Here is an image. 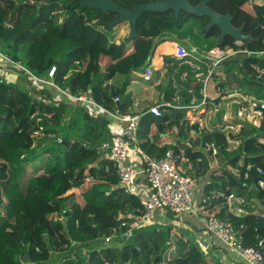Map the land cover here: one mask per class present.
<instances>
[{
  "label": "trees",
  "instance_id": "1",
  "mask_svg": "<svg viewBox=\"0 0 264 264\" xmlns=\"http://www.w3.org/2000/svg\"><path fill=\"white\" fill-rule=\"evenodd\" d=\"M155 1L115 0L124 8ZM201 1L189 0L195 5ZM208 5L221 14L230 13L233 25L244 26L251 40L238 42L229 34L222 38L218 26L206 30L209 17L184 10L178 19L174 10L144 12L137 20L138 35L132 40L127 36L117 40L116 28L122 24L111 30L106 25L119 15L82 8L78 0H0V49L19 64L4 62L5 71L13 68L25 73L23 64L31 71L27 72L30 78L32 73L48 80L72 97V101L67 100L54 87L36 81L22 86L0 74V197H8L0 204V264H210L199 243L186 236L185 230H178L168 209L164 210L169 222L156 220L134 228L130 239L117 236L104 243L114 230L122 233L129 228L121 226L124 220L131 221L128 214L144 210L140 198L121 186L112 160L99 152L105 141L115 137L107 112H115L118 103L124 102L122 112L141 115L135 138L128 142L137 149V166L146 168L143 155L162 158L168 150L173 151L179 168L194 174L197 186L202 183L203 208L229 222L247 246L255 245L257 236H264L262 220L229 212L226 198L219 195L242 188L238 195L250 201L256 194L264 205V188L249 191L253 194L244 190L264 181V141L260 139L264 118L259 128L245 124L239 133L232 134L239 145L228 151L227 136L191 123L187 108L162 106L157 116L148 110L161 103V98L154 100L145 92L136 104L138 95L133 98L132 91H127V81L113 89L114 78L123 71L121 64L132 60L135 51L155 38L172 37L204 51L214 47L264 50V3L209 0ZM171 59H167L168 64ZM92 61L96 67H91ZM252 65L264 67V56L236 54L222 62L212 80L251 97H264V76L260 77ZM53 67L55 72L50 76ZM175 68L179 77L184 70H192L178 67L177 62L171 72ZM155 83L154 77L148 82L149 86ZM200 88L190 71L187 80H179L178 88L171 82L160 95L166 101L177 95L179 105H185L193 95L201 98ZM80 95L96 105H82L77 100ZM116 97H120L119 102ZM96 106L101 112H92ZM211 144L218 148L216 160L207 149ZM38 157H43L41 165L33 163ZM88 180L92 184L88 185ZM54 232L60 233L61 246L49 254L39 244ZM70 244L76 245L74 250L62 252ZM61 252L63 259L50 261L53 253Z\"/></svg>",
  "mask_w": 264,
  "mask_h": 264
},
{
  "label": "built area",
  "instance_id": "2",
  "mask_svg": "<svg viewBox=\"0 0 264 264\" xmlns=\"http://www.w3.org/2000/svg\"><path fill=\"white\" fill-rule=\"evenodd\" d=\"M248 3L250 5L262 4L264 0H248ZM189 47L176 42L174 44L172 59L177 62L178 67H181V65L188 66L192 69L190 71L195 73V77L201 83L199 91L201 98L193 95L188 104L179 105L178 97L175 95L173 100L176 103L166 100L164 102L163 100L161 103L151 106L148 112L160 116L162 106L187 108V112L191 116L195 112L194 122L200 126H205V123H202L201 119L203 114L209 110L210 114L208 117L212 120V125L209 128L211 130L217 129L227 136L228 151L236 149L239 141L233 139L231 135L239 133L245 122L250 121V124L256 128L261 126L264 118V97H251L248 94L237 91L235 88L223 87L218 83L215 86V93L217 95L215 98H219V100L211 107L210 103L213 102L214 95H209V82L212 80L215 70L221 66L225 59L239 53H244L248 56H264V50H233L231 48L214 47L208 51H204L194 45ZM8 57L0 49V71H4V60H7L6 62L10 60L9 63L17 64L16 61ZM167 59H165V65H167ZM162 61L163 58H161ZM174 63L171 62L173 65ZM252 67L260 77L264 76V67L257 65H252ZM145 68L144 78L149 81L153 76L150 65ZM190 71L184 70L179 78L176 77V74L171 76L172 86L178 88L179 80H187ZM26 72L30 73L29 70H26ZM54 72L55 67L51 69L49 75L53 76ZM33 78L42 80L36 76H33ZM77 100L96 105L86 95L78 96ZM116 100L119 102L120 97H116ZM107 114L111 118L109 127L112 133L115 134V137L112 140L105 141L100 146L99 152L101 155L108 156L112 160L120 176L121 186L124 187L126 192L137 195L140 198L144 210L142 213L139 211L136 214H128L127 217L131 218V221L124 220L121 226L123 228L129 226V228L124 229L122 233L114 230L111 235L105 238V244H109L117 236H120L122 239H130L133 236L134 228L154 224L156 212L168 209L179 217L189 214L194 217L198 216L202 226L208 232L215 235L250 264L264 262V236H257L255 245L244 246L238 239V230L226 220L212 214L209 209L203 208L201 202H198L194 197L198 184L196 176L179 168L173 151L168 150L162 158L143 155L142 160L146 168L139 167L134 163L136 162L134 159L135 150L137 149H133L128 142L135 138L141 119L140 114H128L119 109L115 112H107ZM192 134L193 131L191 132ZM207 149L210 152L211 159L216 160L218 148L211 144ZM250 168L251 164L248 165V169ZM258 171L263 173L260 167ZM140 179H144L146 184H141ZM258 188H264L263 180H259L249 187L250 190ZM219 195L226 198L227 207L233 209L237 215H253L260 220H264V212L256 215L246 210V207L251 204H249L251 201L247 200L246 197L238 195L236 192H231L230 194L220 192ZM203 200H205L204 197L202 198ZM181 225L183 229H189V225L186 222L181 221ZM199 245L203 247V242L200 241Z\"/></svg>",
  "mask_w": 264,
  "mask_h": 264
},
{
  "label": "rangeland",
  "instance_id": "3",
  "mask_svg": "<svg viewBox=\"0 0 264 264\" xmlns=\"http://www.w3.org/2000/svg\"><path fill=\"white\" fill-rule=\"evenodd\" d=\"M128 35H129V24L127 22L123 23L122 25H120L116 28L117 40H122V39H124V37H126V36L128 37ZM175 43H176V40L172 37H167V38H163V39L155 38V39L149 40L141 49H139L138 51H135L133 53L132 60L130 58H128L124 63L121 64L123 71L119 72L117 74V76L114 78L115 85H114L113 89L117 90L120 86H122L124 84L125 81H127L128 82L127 91H129V92L132 91L133 98H134V96L138 95L137 104L140 102V97H144V94H145L144 90H146V87L147 88L152 87V93L155 95V97L157 96V98L159 99L161 91L170 86V84L172 82L171 76L176 74V77L177 78L179 77V75H178L179 73L176 72V68L173 70V72H171V67H173V64H171V63L168 64V62H167V65H165V63H164L166 58L172 57V55L174 53V44ZM130 44H132V43H130ZM1 52L3 53L2 50H1ZM4 55H6V54H4ZM161 57L163 58L162 62L160 61ZM6 61L7 60H4L5 63H6ZM148 61H150V63H149L150 69L152 71L154 81H156V83L154 85H151V86H149V84H148L149 81L145 80V78H144L145 65L147 64ZM8 62H10V60H8ZM171 62H176V61L174 59H171ZM10 64H12V63H10ZM17 65H19V64L17 63ZM21 66L23 67V70L25 71L26 74L24 72H20L19 70L15 69L16 72H19L18 74H19L20 79L18 82L20 83V85L28 87V85H27L28 81L33 83V84H34V81H36L38 83L45 84V86H49L50 88L54 87V85L48 80H45V79L36 80L34 78H30L26 72V70H29V69H27L26 66L23 64ZM91 67L92 68L96 67L94 61H92ZM3 68H4V66H3ZM4 71H5V68H4ZM4 71H0L1 72L0 74H4L7 79L12 78L9 75L10 70L7 72L6 71L4 72ZM218 71H219V67L215 70L214 74H217ZM30 75L33 77L32 73ZM218 83H219L218 80H216V81L211 80L209 82V90L208 91H209V95H214L213 98L217 97V95L215 93V89H216L215 86L218 85ZM55 92H59V95L61 93L65 96H67V100L72 101V99H71L72 97L68 92L58 91L57 89ZM172 98L174 99V96ZM214 103L216 104L217 102L213 101L212 103H210V106L212 107V105ZM81 104L84 106L88 105L85 102H81ZM92 109H93V111L92 110L91 111L93 113L101 112V109L98 106H96L95 108H92ZM102 110L104 111L103 108H102ZM94 111H96V112H94ZM201 121H202V123L204 122L205 126H207L208 128L211 127V125H212V120L208 117V115L204 118L202 117ZM54 146H56V148L58 147L56 144V141L54 143ZM41 162H43V157H38L37 159L33 160V163L36 165H41ZM87 184L88 185L92 184V180H88ZM241 189L242 188H235L234 191L238 193L241 191ZM244 190H246V193H248V194L254 193V192H249V191H254V190H249V189L248 190L244 189ZM4 194H5V191H4ZM255 195L256 194H254V197L251 198V200H250L251 202H249V204L250 203L251 204L246 207V210L258 215V214H261L263 212L264 205H263V202L259 200L260 198L257 199V196H255ZM4 196L0 197V204H2L3 202H6V200H8V197H6V196L4 197ZM199 196H200V187H198V190L195 191L194 197H195V199H198ZM201 199H202V197H201ZM4 208H2L1 211L4 214H7V211ZM227 209L229 212H234V210L230 209L229 207ZM164 214H166L168 217H170L166 210H164ZM173 214H174V217L176 218V222H177L178 227L181 229L180 230L178 228V230L180 232L183 230H186V229L182 228L181 221H184L189 225L188 217L191 218L193 216L189 214V215H185L183 217H179L175 213H173ZM161 215H162V211L158 210L156 212L157 218L155 219V222H156V220L162 221ZM262 221L264 222L263 219H262ZM205 230L203 232L210 235V232H208L207 230L205 231ZM184 232H185L186 236H188L189 238H191L193 240H195L197 238L193 234H190L187 231H184ZM237 234H238V239L241 242L240 232L238 231ZM48 237L49 238H46L45 240L41 241L39 246L41 248L44 247L48 251V253L50 254L51 252H53L54 249H59L61 246L60 233H59V235L56 234L55 232L50 233ZM243 245L247 246L245 244H243ZM225 246H226V248H229L227 245H225ZM75 247H76L75 244H70L68 246V248H66L64 251H62L65 248V246H64L61 251L70 253L74 250ZM202 249L206 252L207 257H208V253H209L208 247L205 245L202 247ZM229 249L233 250L231 248H229ZM62 252L60 254L53 253L55 255L51 256L50 261L54 262V261H60L61 259H63L64 255L62 254ZM165 264H167V263H165Z\"/></svg>",
  "mask_w": 264,
  "mask_h": 264
},
{
  "label": "water",
  "instance_id": "4",
  "mask_svg": "<svg viewBox=\"0 0 264 264\" xmlns=\"http://www.w3.org/2000/svg\"><path fill=\"white\" fill-rule=\"evenodd\" d=\"M209 0H202L198 4H192L189 0H158L155 2L141 3L135 8H124L117 4L115 0H78V4L82 7L90 9H99L102 13L113 12L118 14V18L106 25L107 30H111L120 24L127 22L129 24L128 39L135 38L137 33V20L144 12H166L174 10L176 19L179 18L182 10L187 13L199 17H209L210 22L206 30L211 29L213 26H218L221 30V37L232 35L236 41L243 42L251 40L250 35L244 33V26L236 27L232 23V15L221 14L208 5ZM219 98L215 99L218 102ZM124 103H118L119 110H122Z\"/></svg>",
  "mask_w": 264,
  "mask_h": 264
},
{
  "label": "crops",
  "instance_id": "5",
  "mask_svg": "<svg viewBox=\"0 0 264 264\" xmlns=\"http://www.w3.org/2000/svg\"><path fill=\"white\" fill-rule=\"evenodd\" d=\"M161 58H160V61H161ZM6 69L7 68H5V70ZM9 70H10L9 75L12 78H10V79L8 78L7 80L11 81V82H18L20 79L19 74H18L19 72H16L13 68H10V69L8 68V71ZM40 79H42V78H40ZM144 91L150 93L151 97L154 100H158L157 96L155 97V95L152 93V87H150V88L146 87V90H144ZM162 92H164V91L162 90ZM162 97L160 95L159 98H161V100L163 101L164 99H162ZM215 99H217V98H214L213 101ZM137 101H138V99H137ZM137 101H136V104H137ZM167 101H170V100H167ZM164 102H166V101L164 100ZM170 102H173V100ZM192 114L193 115L191 116L189 112L186 113L190 122L192 121L191 123H195L194 122L195 121V112ZM209 114H210L209 110H207V112L205 114H203V117H206ZM250 123H251L250 121L245 122V124L251 125ZM245 124H244V126H245ZM262 134L263 135H260L261 136L260 139L262 141H264V133H262ZM140 183L146 184L144 179H140ZM198 187H200V196L196 200L198 202H200L201 197L203 196V193H204V190H203L204 188H203L202 183H200L199 186H197L195 191L198 190ZM263 212H264V210H263ZM161 218H162L163 222H169L170 221V218L164 213H162ZM188 221H189V229H186L185 231H187L190 234H193L195 237H197L195 239L196 242L199 243L201 241V242H203V246L206 245L208 247L209 253H208L207 259H208L210 264H250L248 261L244 260L237 252H235L234 250H230L229 248H226V246L212 233H210V235L204 233L203 231L205 230V228L202 226L198 216H195V217L193 216L191 218L188 217ZM157 222H159V221H157ZM255 264H264V262H256Z\"/></svg>",
  "mask_w": 264,
  "mask_h": 264
}]
</instances>
